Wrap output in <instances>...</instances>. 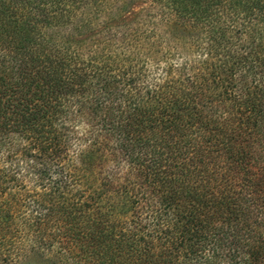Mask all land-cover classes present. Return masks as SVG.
I'll return each mask as SVG.
<instances>
[{
  "label": "trees",
  "instance_id": "trees-1",
  "mask_svg": "<svg viewBox=\"0 0 264 264\" xmlns=\"http://www.w3.org/2000/svg\"><path fill=\"white\" fill-rule=\"evenodd\" d=\"M0 264H264V0H0Z\"/></svg>",
  "mask_w": 264,
  "mask_h": 264
},
{
  "label": "rangeland",
  "instance_id": "rangeland-1",
  "mask_svg": "<svg viewBox=\"0 0 264 264\" xmlns=\"http://www.w3.org/2000/svg\"><path fill=\"white\" fill-rule=\"evenodd\" d=\"M145 5L144 4H135L132 11L131 12H135V11H138L140 8L144 7Z\"/></svg>",
  "mask_w": 264,
  "mask_h": 264
}]
</instances>
